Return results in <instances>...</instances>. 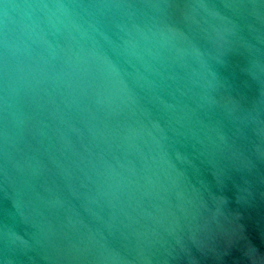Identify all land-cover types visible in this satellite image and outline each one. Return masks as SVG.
<instances>
[{"label": "water", "instance_id": "1", "mask_svg": "<svg viewBox=\"0 0 264 264\" xmlns=\"http://www.w3.org/2000/svg\"><path fill=\"white\" fill-rule=\"evenodd\" d=\"M0 264H264V0H0Z\"/></svg>", "mask_w": 264, "mask_h": 264}]
</instances>
